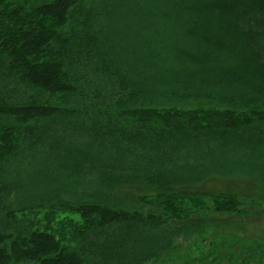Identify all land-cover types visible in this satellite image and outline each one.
Returning a JSON list of instances; mask_svg holds the SVG:
<instances>
[{"label": "trees", "instance_id": "obj_1", "mask_svg": "<svg viewBox=\"0 0 264 264\" xmlns=\"http://www.w3.org/2000/svg\"><path fill=\"white\" fill-rule=\"evenodd\" d=\"M236 178L260 208L264 0H0V264L161 262Z\"/></svg>", "mask_w": 264, "mask_h": 264}, {"label": "rangeland", "instance_id": "obj_2", "mask_svg": "<svg viewBox=\"0 0 264 264\" xmlns=\"http://www.w3.org/2000/svg\"><path fill=\"white\" fill-rule=\"evenodd\" d=\"M168 62L172 64L171 60ZM202 107L211 109L197 105ZM182 193L204 197L233 194L250 205L246 214H209L198 223V227L206 229L204 235L182 237L167 259L148 264H264V202L260 208L252 206L250 201L258 197L253 183L242 178L209 179L199 188L185 189ZM140 210L148 212L150 207L141 205Z\"/></svg>", "mask_w": 264, "mask_h": 264}, {"label": "bare ground", "instance_id": "obj_3", "mask_svg": "<svg viewBox=\"0 0 264 264\" xmlns=\"http://www.w3.org/2000/svg\"><path fill=\"white\" fill-rule=\"evenodd\" d=\"M49 10V9H48ZM49 12V11H48ZM23 23V22H22ZM24 58V57H23ZM34 61V60H33ZM65 88V87H64ZM10 147V146H9Z\"/></svg>", "mask_w": 264, "mask_h": 264}]
</instances>
